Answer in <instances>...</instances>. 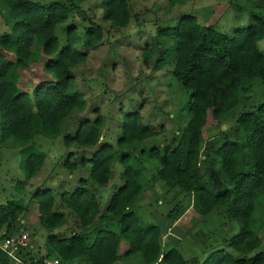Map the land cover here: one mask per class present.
<instances>
[{
    "label": "trees",
    "instance_id": "1",
    "mask_svg": "<svg viewBox=\"0 0 264 264\" xmlns=\"http://www.w3.org/2000/svg\"><path fill=\"white\" fill-rule=\"evenodd\" d=\"M1 1L13 23L9 34L0 35V142L12 138L20 145H28L39 135L58 139L64 150L94 148L89 158L81 156L76 163L70 162V153L67 155L62 167L71 174L77 168L88 166L87 180L79 179L69 193L60 192L56 208L48 189L35 187L29 192L30 199L36 203L37 223L46 232L45 254L38 259L53 257L60 264L72 260L78 264H115L118 260L116 246L119 240H124L128 245L126 255L139 254L141 264H153L159 257V229L143 224L134 210L143 187L140 160L148 159L156 165L151 180L163 182L166 193L171 192L167 202L175 200L176 205L166 215L169 221L180 213L177 199L181 196L190 199L197 219L219 210L239 226L236 235L224 240L237 255L235 258L224 250H214L199 264H264V249L257 251L264 237L255 234L252 228L256 202L264 198V103L237 114L232 128L235 137L222 132L214 137L208 135L213 139L204 150L209 148L211 156L206 151L200 153L207 125L210 130L226 120L223 117L236 108L240 90L249 87L247 82L251 78L264 83V56L257 48V42L264 35V20L250 13L249 24L234 30L230 37L197 23L193 15L180 17L173 27L158 30L159 37L172 40L167 49L170 74L188 92L187 121L169 148L139 150L135 154L137 165H129L130 154L119 151L157 136L163 130L154 131L142 124L139 111L122 114L120 134L115 142L121 166L120 185L111 190L100 210L95 194L86 184L89 181L97 187L108 186L115 162L112 146L98 142L103 123L101 116L95 112L92 121L79 122L71 135L60 133L64 120L85 107L71 73L73 67L84 61V54L76 49L79 38L73 26L66 28L61 49H58L54 30L68 19L70 11L76 8L74 3L86 0H60L47 5L29 0ZM185 1L189 0H168L171 5ZM258 6L264 12V0ZM99 8L101 20L111 27L127 26L130 15L126 0H99ZM100 42V27L92 23L84 31L83 45L92 50ZM1 51L11 53L13 61L4 59ZM39 56L46 58L41 69L52 79L35 85L30 93L21 91L18 70L28 69ZM20 156L19 168L25 179L17 181L14 189L23 192L44 165V156L31 147L20 150ZM210 163L217 165L216 177L208 175ZM215 183L219 189H215ZM61 208L67 210L66 215L56 211ZM25 213L27 209L19 201L0 204V242L22 230L17 227ZM67 215L75 220L78 231L62 237L54 231L65 225ZM99 224L112 226L115 232ZM19 254L24 260L35 259L29 247ZM10 263L0 251V264ZM156 264L198 263L193 260L186 263L175 251L168 250Z\"/></svg>",
    "mask_w": 264,
    "mask_h": 264
},
{
    "label": "rangeland",
    "instance_id": "2",
    "mask_svg": "<svg viewBox=\"0 0 264 264\" xmlns=\"http://www.w3.org/2000/svg\"><path fill=\"white\" fill-rule=\"evenodd\" d=\"M29 1L47 5L60 0ZM126 1L130 19L127 26L122 29H115L108 22L101 20L102 11L99 8V0H86L74 3L76 8L70 11L68 19L56 26L54 30L58 49H61L65 41L66 28L73 26L79 38L76 49L84 54V61L73 67L71 73L75 88L85 101V107L83 111L74 112L64 120L60 133L73 134L79 122L92 121L97 112L103 121L99 142L109 144L115 152V162L111 168L108 186L97 187L89 181L86 184V187L97 197L100 208L107 203L111 190L120 185L121 166L117 161L119 152H128L130 156L127 163L137 165L138 161L135 158L137 151L152 147L159 151L165 146L169 148L170 144L176 141V135L180 133L187 121L188 92L184 91L170 74L171 64L167 49L172 45V40L159 37L158 30L171 28L178 18L193 15L197 23L211 26L216 32L230 37L234 30L249 24L250 13L257 14L264 20V12L258 6L261 0H189L174 5H171L168 0ZM12 23L7 7L0 0V35L9 34ZM92 23L100 27L101 42L92 50H87L83 45V35ZM257 48L264 56V35L257 42ZM150 49L151 53L148 51ZM1 53L4 59L13 61L11 53L5 51ZM144 59H146L145 62ZM45 61V57L39 56L28 69L18 70V85L21 91L30 93L35 85L52 79L41 69ZM247 85L249 87L245 86L240 90V99L236 108L223 117L226 120L213 125L210 130L207 129L209 124L207 125L200 144L201 154L206 151L211 156L209 148L204 150L213 139H210L208 135L214 137L222 132L231 138L235 137L236 133L232 128L237 114L250 106L264 103V83L254 77L247 82ZM134 111H139L142 124L147 125L151 130L159 131L162 128L163 131L157 136L124 147L118 152L115 142L120 134L122 114ZM26 147L42 153L44 165L27 183L30 187L26 191L18 192L14 189L15 183L25 179L23 171L19 168L20 150ZM93 151L94 148H83L81 151L75 147L64 150L58 139L39 135L35 136L28 145H20L12 138L0 142V204L11 200L19 201L27 209V213L22 216L23 224L17 228L22 229L18 232L27 234L28 242L31 241L32 248L29 251L32 256L44 255L43 244L46 232L38 226L36 203L30 199L29 192L35 187L46 188L58 204L57 197L60 192H71L78 185L79 179L87 178L88 166L80 167L71 174L67 173L62 167L67 155L70 153V162L76 163L81 156L89 158ZM140 164L143 167L140 183L144 188L146 187L149 197L145 203H142L143 206L136 210V214L143 224L159 227L164 236L168 222L166 215L175 202L167 204L165 201L172 196L171 192H165V196L160 195L158 185H162L161 183L148 182L156 166L155 162L141 159ZM214 165L215 163H210L208 175L216 177L218 169L217 165ZM203 168L204 166L202 171ZM149 185L151 187H148ZM219 188L220 186L215 183V189ZM178 199L184 209L191 205L189 198L179 197ZM56 211L67 214L65 208ZM186 220L188 216L184 215L182 223L169 232L170 236L175 238L178 233L180 234L172 240L174 243L172 247L179 251L182 259L189 257L186 251L181 249V244L188 241H192V253L198 262H202L206 255L201 253L203 249L208 251L222 249L233 258L237 256L224 242L228 237L237 234L239 226L236 222L227 219L219 210H214L201 218L191 229H186L189 226H184ZM252 228L255 234L264 237L263 197L258 198L256 202ZM69 230L78 231L76 222L74 220L73 223L71 216L67 217L65 226L57 233L65 236ZM200 233H203L201 239L197 236ZM126 249L127 245L122 241L118 246V253ZM263 249L264 239L257 251ZM127 260L131 264H140L139 254H134Z\"/></svg>",
    "mask_w": 264,
    "mask_h": 264
},
{
    "label": "crops",
    "instance_id": "3",
    "mask_svg": "<svg viewBox=\"0 0 264 264\" xmlns=\"http://www.w3.org/2000/svg\"><path fill=\"white\" fill-rule=\"evenodd\" d=\"M139 113V112H138ZM152 138V137H151ZM149 139V138H148ZM144 141V140H143ZM99 142V141H98ZM109 145V144H108ZM118 161V160H117ZM78 169V168H77ZM76 169V170H77ZM75 170V171H76ZM88 171V170H87ZM153 173H154V171H152ZM68 173V172H67ZM153 173H152V175H153ZM152 175H151V177H152ZM119 176H120V174H119ZM151 177L149 178V181L148 182H150V183H153V182H158V183H161L162 185H158V189H159V193H160V195H162V196H165L164 195V193L166 192V186H165V184L163 183V182H161V181H152L151 180ZM83 180H87V178H85V179H83ZM88 184V183H87ZM143 185V184H142ZM148 187H151L150 185L148 186ZM116 187H114V189H115ZM46 189V188H45ZM159 194H157V196H160ZM147 197H149V194H148V191H147V189H146V187L144 188V186L142 187V191H141V193H140V195L138 196V198H137V200H136V202H135V207H134V210H135V212H136V210L138 209V208H140L141 206H143L142 205V203H145L146 202V199H147ZM181 197V196H180ZM97 198V197H96ZM98 200V199H97ZM179 200V199H178ZM165 201H166V203L167 204H172L173 202H175V200L173 201V202H167L168 201V199H165ZM174 205H176L175 203L173 204V206ZM189 205V204H188ZM187 205V206H188ZM56 206H57V204L56 203H54V207L56 208ZM172 206V207H173ZM179 209H180V213L175 217V219H173L172 221H169V220H167L168 222H167V231L165 232L166 233V235H162L163 233L161 232V230L159 229V227H158V229H159V232H160V234H159V257H158V259L153 263V264H156V263H158L159 262V259H160V257L162 256V254L163 253H165V252H167L168 250H173V251H175L179 256H180V258L182 259V256L180 255V253H179V251L178 250H176V249H174L173 247H172V245L174 244L173 243V239H176L177 237H179L180 236V234L178 233L177 234V237L175 238V237H171L170 236V234H169V232H171L174 228H176L178 225H180L181 223H182V221H183V218H184V215H186V216H188V220H186L185 221V224H184V226H189L188 228H186V229H191L192 228V226H194L195 224L194 223H196L197 221H199L200 220V218L199 219H197V217H196V215L194 214V212H193V210H192V208H191V205L189 206V207H186V209H184V208H182L181 207V205L179 204ZM99 209L100 210H102L103 208H100V206H99ZM137 215V214H136ZM67 217H68V215L66 216V222H67ZM19 223L20 224H23V220H20L19 221ZM73 223H74V219H73ZM73 225V224H72ZM103 225V226H102ZM39 226V225H38ZM65 226V225H64ZM63 226V227H64ZM99 227H104V224H99L98 225ZM63 227H61V228H63ZM108 226L106 225V227H104V228H107ZM61 228H59L58 230H60ZM107 229H109L110 231H114L115 232V230H114V227H112V226H110V228H107ZM58 230H56V231H54L55 232V234H58L57 233V231ZM182 230V232L184 231V229H180V231ZM2 232H3V230H2ZM1 232V233H2ZM70 232H72L71 230H69V232H68V234L67 235H65V236H62V237H66V236H68L69 235V233ZM75 232V231H74ZM60 235V234H59ZM195 236V235H194ZM198 236V238H202L203 237V233H200L199 235H197ZM122 241H124V240H119V242H118V244H117V246H116V256H118V260H117V262L115 263V264H131L127 259L130 257V256H132V255H126L125 253L127 252V249H128V245H127V243H126V245H127V249L124 251V252H122V253H118V246L120 245V243L122 242ZM191 242L192 241H188V242H186V243H182L181 245H182V247H181V249L182 250H185L186 251V253L188 254V258H184V259H182V260H184L186 263H188V262H190V261H195L196 263H201V262H198L197 260H196V257H194L193 256V253H192V249H193V246L191 245ZM28 245H29V250H31V248H32V246H31V241L29 240V242H28ZM218 250H222V249H218ZM212 251H214V250H212ZM211 251H208V250H204L203 249V251L201 252L202 254H206L205 255V257H204V259L206 258V256L210 253ZM227 253V252H226ZM44 254H45V252H44ZM30 255H31V253H30ZM134 255V254H133ZM44 255H42V256H39V257H37V256H32L31 255V257H34L35 259H38V258H40V257H43ZM203 259V260H204ZM13 264V263H12ZM68 264H78L75 260H72V261H70ZM140 264H141V262H140Z\"/></svg>",
    "mask_w": 264,
    "mask_h": 264
},
{
    "label": "built area",
    "instance_id": "4",
    "mask_svg": "<svg viewBox=\"0 0 264 264\" xmlns=\"http://www.w3.org/2000/svg\"><path fill=\"white\" fill-rule=\"evenodd\" d=\"M28 247L27 234L22 232L4 238L0 242V251L5 254L13 264H60L59 260L53 257L33 259L32 261L24 260L19 253Z\"/></svg>",
    "mask_w": 264,
    "mask_h": 264
}]
</instances>
